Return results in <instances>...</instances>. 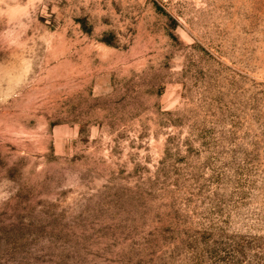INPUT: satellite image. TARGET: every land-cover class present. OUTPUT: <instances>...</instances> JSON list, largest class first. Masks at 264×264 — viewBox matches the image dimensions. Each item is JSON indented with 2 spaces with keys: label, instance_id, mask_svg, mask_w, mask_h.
<instances>
[{
  "label": "rangeland",
  "instance_id": "1",
  "mask_svg": "<svg viewBox=\"0 0 264 264\" xmlns=\"http://www.w3.org/2000/svg\"><path fill=\"white\" fill-rule=\"evenodd\" d=\"M0 264H264V0H0Z\"/></svg>",
  "mask_w": 264,
  "mask_h": 264
}]
</instances>
